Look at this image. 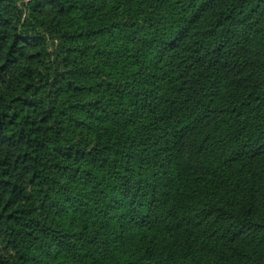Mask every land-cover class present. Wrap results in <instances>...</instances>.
<instances>
[{"label": "trees", "instance_id": "obj_1", "mask_svg": "<svg viewBox=\"0 0 264 264\" xmlns=\"http://www.w3.org/2000/svg\"><path fill=\"white\" fill-rule=\"evenodd\" d=\"M0 264H264V0H0Z\"/></svg>", "mask_w": 264, "mask_h": 264}]
</instances>
